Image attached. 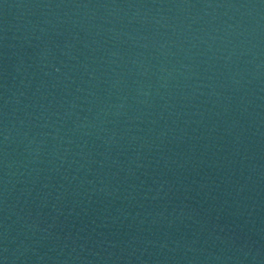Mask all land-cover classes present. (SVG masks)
I'll return each mask as SVG.
<instances>
[{"label":"water","instance_id":"1","mask_svg":"<svg viewBox=\"0 0 264 264\" xmlns=\"http://www.w3.org/2000/svg\"><path fill=\"white\" fill-rule=\"evenodd\" d=\"M0 264H264V0H0Z\"/></svg>","mask_w":264,"mask_h":264}]
</instances>
